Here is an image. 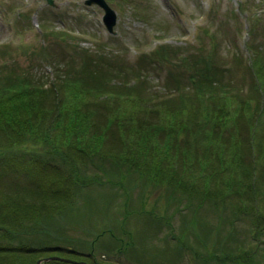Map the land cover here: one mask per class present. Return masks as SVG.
Returning <instances> with one entry per match:
<instances>
[{
    "label": "rangeland",
    "instance_id": "1",
    "mask_svg": "<svg viewBox=\"0 0 264 264\" xmlns=\"http://www.w3.org/2000/svg\"><path fill=\"white\" fill-rule=\"evenodd\" d=\"M54 2L55 6H50L45 0H0L2 84L10 75L17 88L24 86L22 80L29 77L48 84L60 74V70L66 71V67L70 76H74L76 71H82L78 64L83 60L86 62L87 59L91 66L94 64V58L88 57L90 52L87 55L83 48L102 49L100 56L105 57L99 58L102 63H107L105 71L110 78L120 85L122 80L130 82L135 72L143 86L141 95L146 96L135 100L108 99V103L103 104L112 115L118 112L132 115L141 109L163 108L167 104V100L162 103L165 97H176L174 106L191 110L182 115L183 121L180 122L186 123L177 130L182 131L195 120V131L192 132L199 161L210 165L209 160L213 159L218 169L222 165L229 170L223 175L215 174L209 180L211 166L204 173L202 168L195 169L194 165L189 174L184 173L185 182L181 188L166 190L164 181L151 183L140 176L122 179L118 169L107 161L99 165L105 171L97 167L99 174L96 166L89 164L86 173L96 176L95 180L99 182L84 189L70 214H52V218L46 221L47 228L35 227V231L22 238L18 234L14 238L0 236V244L18 246L27 241L29 243L25 246L32 247V240L46 241L49 238L51 245L69 247L70 251L45 250L42 254L68 257L73 262L54 260L72 264H76L81 255L89 253L92 243L93 257L89 260L101 264H246L250 259L246 253L250 250H254L251 257L255 261L250 260L248 264H264V222L262 219L256 222V215H253L264 212L261 198L258 199L259 208L252 211H243L241 205L236 206L238 199H248L249 190L229 193L224 205L220 201L218 207L214 195L201 200V196L208 192L217 195L226 188L231 191L226 181L234 162L240 172L242 165L252 167L250 181L256 180L254 187L257 190L264 187L263 178L256 176L258 165L263 171L264 153L259 151V157L254 156L255 162L247 164L243 161L247 160L248 153L242 150L245 145L256 153L257 146H261L257 141L264 138V105L260 89L256 88L260 75L254 74L264 58V0H107L117 14L113 33L104 27L103 11L97 5H86L84 0ZM61 31L64 33H58ZM158 42H166L177 51L171 52L170 58L154 54L151 48ZM255 52L259 53L258 57L249 65V58ZM177 53L182 56L177 58ZM203 57L212 65H206L201 60ZM204 66H211L217 83L227 89L225 96L218 97L215 93L214 96L179 98L176 89L190 91L191 75L197 78ZM65 90L58 94L67 105L99 100L86 94L85 88L83 93L74 87ZM127 91L125 88L130 94ZM256 91L258 94L253 96ZM50 99L52 95L47 97L35 91L13 95L0 102V122L9 115L10 108V111L18 106L41 109L49 106ZM161 119L165 121V118ZM161 119L156 117L155 122ZM18 137L14 129L0 127V148L20 153L19 149L33 147V144L22 143L13 150L10 144L18 142ZM202 147L223 151L224 162L221 164L215 159L213 150L203 151L206 148ZM236 149H239L242 161L238 152L231 158ZM205 153L211 159H205ZM44 154L48 157L47 153ZM33 165L28 166L32 168ZM14 170L3 166L0 171V223L13 224L12 209L4 207V202L14 194L12 190L15 193L21 191L23 184L32 179L27 172ZM67 171L72 172L70 166L65 174L72 179ZM215 202L219 203V200ZM23 219L20 214V221ZM70 221L64 230L59 226ZM14 228L20 229L21 226L16 224ZM29 251L3 253L0 264H36L40 258L33 257Z\"/></svg>",
    "mask_w": 264,
    "mask_h": 264
},
{
    "label": "trees",
    "instance_id": "2",
    "mask_svg": "<svg viewBox=\"0 0 264 264\" xmlns=\"http://www.w3.org/2000/svg\"><path fill=\"white\" fill-rule=\"evenodd\" d=\"M174 50L177 51V48L175 49V47L165 44L156 47L153 53L159 56H170ZM83 51L87 55L89 52L92 53H89L88 57L91 60L92 57L94 58V64L91 66L87 59L86 62L83 60L84 62L78 64L79 69L82 71H76V73H73L74 76H70V73H68L70 71L66 67V71L60 70V74L48 84L29 77L28 80H22L21 83L24 86L17 88V85H14L16 82L13 81L12 75L7 77L4 84L0 82V102L9 100L13 95L32 91L38 94H45L47 97L52 95L49 106L41 109L18 106L17 109H13L12 111H10V108L8 109L9 115L4 117L5 119L3 118V122H0L1 128L14 129L19 136V139H17L18 142L10 144L13 150H17V145L22 143L33 144L32 148L24 147L25 149H19L20 153H15L18 150L11 152L7 148H0V171L3 170V166H6L7 170L15 168L14 172H27L32 178L31 180H27L26 184H23L21 191L15 193L12 190L14 194L8 201L4 202V207H11L14 219L11 222L13 224L0 223V230H3L0 232V236L2 237L8 236L14 238L18 234L22 238L28 232L30 234L32 231H35V227L41 229L47 228L48 225L46 226V224L48 223L46 221L52 218V214L63 213L66 216L70 214L75 207L77 197L82 194L84 189L86 187H94L92 185L99 182L95 180L96 176H90L86 173L90 165L96 166L97 168L104 165L102 163L107 161L110 166L118 169V174L122 179L126 177L135 179L140 176L149 179L148 181L151 183L160 180L159 182L162 181L161 183L164 181L165 184L163 187L166 190L181 188L184 184L183 182H185L183 181L184 173L189 174L191 167H194V165L195 169L202 168L204 173L208 170V166H211L209 169V171L211 170L209 172V180L211 178L213 179L215 174L223 175V173H227V170H229V168L223 167L222 165L218 169L216 167L218 166L216 165V161L211 159L207 153L204 154V158L207 160L211 159L209 160L210 165H205L199 161L198 154L195 153V148L198 149L195 144V134L192 132L195 131V120L191 123L187 122L186 128L182 129V131L179 132L177 130L186 123L180 122L183 121L182 115L185 116L191 110L189 108H183V106H174L173 99L176 97L173 99L172 97H165L162 103L167 100V104L163 108L158 109L154 107L151 110L141 109L132 115H127L122 112L112 115L111 110L107 109V106L103 104L108 103V99L121 98L135 100L136 98L144 99L146 97L145 95H141L143 94V86L140 85L138 80L139 75L134 72L133 75H136L137 79L133 81L129 80L130 82L128 83L122 80L120 85H117L116 81H111L110 75L105 71V68L108 66L107 63L104 64L100 60V58L105 57L100 56L103 53L102 49L85 47ZM209 52H212V50ZM258 54L257 52L253 53L254 58L252 57L253 55L250 57L249 65H251V62L252 64L255 63L254 61L258 57ZM185 59L188 60L187 58ZM201 60L206 65H212L210 63L211 61L205 57L201 58ZM262 60L259 70L254 72V74L256 76L260 75L259 79L256 80L257 87H255L260 89L259 93L262 99V105H264V58ZM69 67L71 68V66ZM214 77L215 74L211 73V66H204L200 68V75L197 78L191 75L190 80L192 85L189 87L191 88L190 91L177 88L176 92L179 98L182 99H189L191 97L198 98L201 95L204 96L207 94L214 96L215 93L218 97L225 96L224 94L227 89L222 87L221 84H218V80ZM73 87L82 93L85 92L82 91L85 88L87 91L85 92L86 94L94 95L99 100L87 102L88 104L82 101V104H75L74 106H71V104L67 105L59 97L60 94L58 93H64L66 88L71 89ZM125 88H128L130 94L125 92ZM256 94H258V91L253 96ZM253 96L249 97V99H252ZM21 110H24V112H20ZM147 110L150 111L147 113L144 112ZM156 117L160 119L165 118V121L161 119L160 122H155ZM219 134L222 138L221 133ZM182 136L183 140L181 141ZM257 143H260L261 146H257L256 153L254 151L252 152V148L249 150L248 146L242 145V150L248 153V162L245 159L243 162L247 164H249V161L255 162L256 157L254 156L258 158L259 151L264 153V138H259ZM203 148H206L203 151L213 150L211 147H202L201 149ZM238 150L233 151L231 158H234L236 152H238V157L242 161ZM213 151L216 154L215 159L222 164L224 162V152L219 151V149ZM44 153H47L48 157H44ZM25 156L29 157L26 158ZM58 158H60V161H56ZM29 164L30 166L32 164L34 165L30 168L28 166ZM68 166H70L72 172H67L71 173L72 179L65 174ZM236 167L234 162L232 172L229 173L228 182L226 181V185L229 186L231 191L226 188L225 192L223 191L217 195L208 192L206 196H201V200L213 198L212 195H214L216 196L215 200H219V203H216L214 200V203L218 207L220 201L224 205L223 201L229 193L237 191L239 194L242 191L245 193L249 190L248 199H238L236 206L239 207L241 205L243 211L258 209V199L261 198V202L264 203V187L262 190H257L254 187L256 180L253 179L250 181L251 173L253 172L252 167H243L242 165L241 172ZM99 170L97 168L96 172ZM258 170L259 173L256 176L262 177L264 180V168L262 171L258 165ZM34 171L36 174H34ZM97 173L99 174L100 171ZM130 174L133 177L128 176ZM198 175L203 177L202 173H198ZM107 180L110 181L111 179L107 178ZM207 190L211 191L209 188ZM170 193L174 194L172 191ZM196 197L195 199H197ZM20 214L22 218L24 217L23 221H20ZM253 215H256L254 218L256 222H259L261 219L264 222V212L253 213ZM69 223L71 221L63 225L60 223L59 226L64 230L65 227L69 226ZM16 224L21 226V228L15 229L14 225ZM32 241V245H34L32 247L25 246L26 243H29L27 241L22 242L24 244H18V246L9 243L0 244V255L3 253L26 252L32 249L29 252H32L30 254L35 258H46L50 256L58 259L68 258L57 255L44 256L42 252L45 250L70 251L68 250L69 247L65 248L60 245H51L52 241L49 238L46 241H42L41 239H34ZM93 244H90L89 253L81 255V258L78 259L79 261H86L89 264H101L94 259L92 261L89 260L93 257ZM253 252L254 250H250L246 253L247 258H250L246 264L250 260L255 261V258L251 257ZM223 258L221 260H224ZM49 263L72 264L54 260L53 258L46 261V264Z\"/></svg>",
    "mask_w": 264,
    "mask_h": 264
},
{
    "label": "water",
    "instance_id": "3",
    "mask_svg": "<svg viewBox=\"0 0 264 264\" xmlns=\"http://www.w3.org/2000/svg\"><path fill=\"white\" fill-rule=\"evenodd\" d=\"M49 1L51 2V0H49ZM85 2L88 3V4H90V3H96V4H98V5H100V6H102L104 8L105 13H104L103 19H104V22H105L108 30L111 31L112 30V25L115 22V12L108 7V5L105 3L104 0H85ZM52 258L54 259L56 257L50 256V257H46V258H40L39 260H37L36 264H39L42 261L44 262V261H46L48 259H52ZM63 259L73 262V260H71L69 258H63ZM75 263L76 264H88V263H86L84 261H78V260Z\"/></svg>",
    "mask_w": 264,
    "mask_h": 264
}]
</instances>
